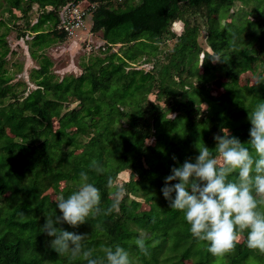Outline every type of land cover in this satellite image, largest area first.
I'll list each match as a JSON object with an SVG mask.
<instances>
[{
	"label": "trees",
	"instance_id": "16d2710c",
	"mask_svg": "<svg viewBox=\"0 0 264 264\" xmlns=\"http://www.w3.org/2000/svg\"><path fill=\"white\" fill-rule=\"evenodd\" d=\"M81 1L0 3V264H86L80 257L54 252L40 227L44 216L56 212V204L42 199L44 192L63 184L59 196H67L82 171L100 189L103 211L77 228L62 227L87 234L84 246L95 249L94 255L101 246L119 244L130 251L133 264H264V254L247 247V231L232 252L210 254L207 243L191 235L184 214L171 209L161 192L171 168L194 160L197 145L214 149L221 129L242 143L250 139L248 112L264 102V84L239 85V79L247 72L255 79L264 74V12L245 13L249 27H243L231 18L239 11L232 8L235 0H86L88 7L79 8L81 29L89 19L88 32L101 33L104 51L114 45L124 48L121 56H95L82 64L78 76L59 80L44 50L66 41L67 34L57 28L60 9L78 7ZM202 8L207 52L197 43L198 25L184 15L186 9ZM220 11L228 15L230 29L219 25ZM177 21L183 26L175 37L170 29ZM11 27L19 29L18 39L29 37L24 43L37 63L29 72L35 86L30 91L19 90L20 82L12 84L13 74L4 68L12 52L6 41ZM162 37L176 38L166 64L151 72L131 69L141 55L147 56L141 64L156 57ZM214 57L220 61L211 62ZM15 67L20 72L21 66ZM210 83L218 95L208 90ZM154 90L157 99L167 100L166 107L147 101ZM93 160L104 166V174L89 170ZM127 173L119 211L109 213L113 197L108 178L116 181ZM137 198L148 204L147 210H139ZM141 232L147 234V255L133 243Z\"/></svg>",
	"mask_w": 264,
	"mask_h": 264
},
{
	"label": "clouds",
	"instance_id": "9594fccd",
	"mask_svg": "<svg viewBox=\"0 0 264 264\" xmlns=\"http://www.w3.org/2000/svg\"><path fill=\"white\" fill-rule=\"evenodd\" d=\"M261 84L264 76L256 77L254 86ZM248 119L251 128L246 144L227 128L221 129L223 135L214 136L215 148L197 145L199 154L194 160L188 158L172 167L161 189L169 207L184 214L191 235L206 242L213 256L232 252L245 231L247 247L264 254V102L248 112ZM89 170L98 175L105 173L97 160L90 163ZM107 184L113 197L107 212H118L126 189L112 177ZM101 201V191L90 181L89 172H80L75 190L59 196L56 212L44 216L41 233L50 238L48 246L54 252L70 254L73 259L80 257L86 264H133L132 254L121 245L101 246L100 254L94 255L95 249L84 246L87 234L62 227L67 224L77 228L99 215L103 211ZM133 243L139 252L148 254L146 233L141 232Z\"/></svg>",
	"mask_w": 264,
	"mask_h": 264
},
{
	"label": "rangeland",
	"instance_id": "374dc122",
	"mask_svg": "<svg viewBox=\"0 0 264 264\" xmlns=\"http://www.w3.org/2000/svg\"><path fill=\"white\" fill-rule=\"evenodd\" d=\"M2 0H0V3ZM129 3V2H127ZM87 2L84 3L80 2V7L83 5L86 6ZM130 4L125 6L128 8ZM3 8V6H1ZM0 7V13H2V8ZM124 8V7H123ZM235 11L238 9L239 11L237 14L231 16L235 23L241 24L243 27H249V24L245 21L244 14L249 13L252 10H258L259 12H264V0H235L233 2V7ZM187 11L184 12L185 18L190 23H196L199 27V35L197 37V43L203 51H210L207 45V41L205 40L206 37V18H205V9H199L198 11H192L190 9H186ZM31 15V22H34L36 18V14L33 12ZM3 18L6 15H1ZM228 15H225L222 11H220L219 15L217 16L219 25L223 28L225 27L226 30L230 29L229 21L230 19H226ZM226 19V20H225ZM178 25H175L170 29V32L174 34L175 37H178L182 32V22L177 21ZM18 28H21V22L17 23ZM175 24V23H174ZM173 24V25H174ZM16 25V24H15ZM91 26V21L88 19L86 22V27L84 30L81 28L75 27L72 29V35L67 36V39L62 44L58 43L52 45L48 49L44 50V55L47 56L52 61L51 71L55 75L57 79H61L65 76H73L76 77L81 73V66L84 63L89 62L95 56L103 58L106 55L112 53H118L121 56V47L120 45H114L110 47L108 51H104L102 45L104 46V42L102 40L101 33H90L88 32ZM19 29H14L13 27L10 28L8 35L6 37V41L8 44L9 49L12 51L10 52L6 58V64L4 68L9 72V74H13V80L11 81L12 84H16L18 82L22 83L23 85H17L19 90L26 88V90L30 91L34 89V85L29 81V72L31 69L37 67V63L34 59L30 58L28 55L26 44L24 43L25 40H29V37H25L24 39H18L17 33ZM175 37H162L157 44V51L156 57L151 58L150 61L146 62L145 64L141 62L144 61L146 55H141L140 58L136 60L134 65L130 66L133 70H138L139 68L144 72L150 70L160 69L162 65L166 64L167 56L171 52L173 46L175 45L176 38ZM140 46L139 44L136 45ZM105 48V46H104ZM146 51L150 52L151 50V43L147 42L145 45ZM141 50L140 48H137ZM206 51V52H207ZM120 53V54H119ZM211 53V52H210ZM202 55L200 54V57ZM211 62H214L212 59ZM15 64L20 65V72L16 71ZM132 64V63H129ZM199 65V63H198ZM154 67V69H151ZM201 70V68H199ZM264 76V74H263ZM175 79V78H174ZM220 82H225L224 78L219 79ZM255 80V76L251 75V73L247 72L240 76L239 85L243 84H252ZM215 85L210 83L208 85V90L211 92L213 96L219 94L220 90L215 89ZM148 102L158 103L160 107H166L167 100L165 99H157L156 98V91L154 90L152 93L147 95ZM76 103L69 105L70 108H73ZM202 104V109H204ZM175 114H169L168 118H173ZM123 127H126L124 122H122ZM56 128V126L54 127ZM7 132H10L9 130ZM70 132H74V130H70ZM147 141V142H146ZM153 141V140H152ZM151 139L145 140V144L149 145ZM129 174H119L116 183L122 184L128 180ZM120 177V178H119ZM123 178V179H122ZM63 186L61 184L57 189H47L44 194L42 195V199L45 201H49L51 203H55L57 198L59 197L60 188ZM139 203V210H147L148 204L144 203L141 199H136ZM242 240V238H241Z\"/></svg>",
	"mask_w": 264,
	"mask_h": 264
},
{
	"label": "built area",
	"instance_id": "2783aa9c",
	"mask_svg": "<svg viewBox=\"0 0 264 264\" xmlns=\"http://www.w3.org/2000/svg\"><path fill=\"white\" fill-rule=\"evenodd\" d=\"M86 1V0H85ZM84 0L81 1L82 3L85 2ZM73 5V4H72ZM76 6H65L60 9V23L58 24L57 28L63 32H65L68 36L73 35L72 29L75 27L81 28L84 21L82 19L83 13L79 9L80 3H77ZM84 6V5H83ZM88 7V2L86 6Z\"/></svg>",
	"mask_w": 264,
	"mask_h": 264
},
{
	"label": "crops",
	"instance_id": "0c3cea01",
	"mask_svg": "<svg viewBox=\"0 0 264 264\" xmlns=\"http://www.w3.org/2000/svg\"><path fill=\"white\" fill-rule=\"evenodd\" d=\"M175 25H178V23H176Z\"/></svg>",
	"mask_w": 264,
	"mask_h": 264
}]
</instances>
